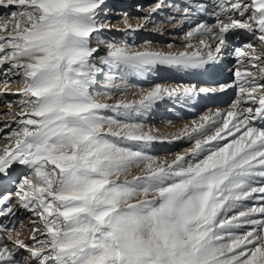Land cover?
Returning a JSON list of instances; mask_svg holds the SVG:
<instances>
[{
	"label": "snow or ice",
	"instance_id": "6c2138e0",
	"mask_svg": "<svg viewBox=\"0 0 264 264\" xmlns=\"http://www.w3.org/2000/svg\"><path fill=\"white\" fill-rule=\"evenodd\" d=\"M165 3L157 0L137 29ZM104 4L0 0L18 8L0 21V65H8L0 92L13 76L24 84L14 93L23 97L20 108L5 114L0 217L11 222L18 208L36 217L30 242L0 223V264H264V0L172 5L193 25L185 50L108 44L98 66L92 37ZM205 13L215 22H205ZM241 38L247 42L237 44ZM226 54L236 59L235 80L217 85L213 69ZM161 65L200 70L204 82L157 84L137 99L103 102L126 90L105 68L124 80ZM231 87L238 89L231 111L204 115L174 137L194 141L185 153L158 162L139 150L156 137L136 118L160 101ZM105 110L124 119L106 118ZM141 165L139 175L118 179Z\"/></svg>",
	"mask_w": 264,
	"mask_h": 264
},
{
	"label": "rangeland",
	"instance_id": "374dc122",
	"mask_svg": "<svg viewBox=\"0 0 264 264\" xmlns=\"http://www.w3.org/2000/svg\"><path fill=\"white\" fill-rule=\"evenodd\" d=\"M129 2L124 3V0H105V4L103 8L100 10L98 17H97V26L99 28V31L93 34L92 37V47L98 48V52L96 53V59L94 62L99 64V57L106 55L107 52V45L108 44H126L131 50H145L147 48H150L151 50L156 51H163V52H179L185 50V33L193 26L191 23L184 20L183 16L180 14H177L174 12L172 5H183L185 3V0H166L165 7L159 11H157L150 19L148 23L144 25L142 28L137 29V25H140L144 23V18L148 16L149 12L151 11L152 7L157 3V0H127ZM171 1V3H169ZM205 3H211V0H204ZM18 11V8L13 5L9 6L8 8L0 7V21H6L11 19V12ZM170 15L176 16V20L172 23L168 22V17ZM206 15V16H205ZM205 22L212 24L214 23V18L208 15L207 13L203 14V17ZM199 19V17L197 18ZM131 25L134 30H128L127 25ZM103 26L102 28L100 26ZM205 39H210L209 37H205ZM247 42L246 40H237V44ZM193 44L198 45V41L193 40ZM145 48V49H144ZM155 48V49H154ZM183 49V50H182ZM134 50V51H135ZM227 56V57H226ZM230 61L228 64L227 69V76L225 78V81H228L229 84L233 83L235 80L234 72L236 71V59L234 56L231 55H225L224 57ZM98 59V60H97ZM4 68V69H3ZM3 68L0 69V74H4L8 70V65H3ZM172 72L169 76H166L167 74L158 75L157 73L153 74L151 71L148 72V76L145 79H142L141 76H135V75H127L124 80H121L119 77L121 75L120 72L116 70H112L109 72L107 68H105V72L112 76L114 78L113 82L115 84H121L123 85L125 91L116 90L112 92L109 97L104 100L103 102L114 104L119 100H133L137 99L139 97V94L141 90H147L151 87L159 84L163 86H169V87H175L177 85H187V82L185 83L183 80V77H185V71H180L182 73V76L178 73V70L173 67ZM170 70V71H171ZM176 72V73H175ZM174 74V76H173ZM154 76H161L162 78H165L164 81H156L154 83ZM150 77V78H149ZM177 78L178 80H174ZM17 79V78H15ZM160 80V79H158ZM163 80V79H162ZM1 82V81H0ZM101 83V84H99ZM98 83V92H103L104 89L100 87L102 83H104V77L101 76L100 81ZM219 85V84H217ZM237 92L238 89L235 87L228 88L226 91L224 90L223 95L221 91H218L216 94H220L218 97H222L219 99V104H211L209 106V102H207L208 107H205L204 110L201 111V113H197L194 117H189L190 121H198V119L206 114H213V111L219 109V111L226 113L227 111L232 110V104L237 99ZM7 92H0V108L1 111H5L4 113H9V111L16 113L17 110L20 108V104H18L17 109H12L13 105L18 103V99L22 98L20 95L11 96L10 93L5 94ZM14 97H18L14 98ZM217 97V98H218ZM195 98H202V95H198L192 99ZM23 99V98H22ZM192 99L187 100V102H182L178 99H172L173 101H170L169 109L167 111L160 112V114L157 116V118L154 120V123L152 126H158L166 128L165 126L168 122L174 121L176 115H178L180 109L182 110L181 106L178 103H183L184 106H189V104H192ZM211 100V99H210ZM166 101V99L164 100ZM177 102V104L175 103ZM9 104H11V109H9ZM194 105V104H192ZM196 110H200L199 108H195ZM216 109V110H214ZM197 110V111H198ZM181 114V112L179 113ZM103 115L107 118H113V119H121L124 118L120 116L117 112H114L112 110H105L103 112ZM5 120H0V126H4ZM139 121V117L136 118V122ZM166 123V124H165ZM165 124V125H164ZM222 126V125H221ZM12 129H15L19 127L18 123H12L10 125ZM107 125L105 126V129L107 130ZM3 132H0V142L5 140L3 139V136L7 135L9 132V128L3 127ZM175 131H171L169 135H172ZM161 133V132H160ZM163 136L168 134V131L161 133ZM212 134V133H210ZM182 138V137H181ZM176 139V138H175ZM232 137H227V140L230 141ZM156 141V139H155ZM170 141H173V138L170 139ZM226 141H220L221 144L225 143ZM170 143V142H168ZM193 142L190 144H182L183 146L180 147H172V150L165 152V154H171L175 155L177 153L186 152L188 148H191L193 146ZM184 150V151H183ZM164 154V155H165ZM145 155L156 158L160 156L158 155H152L150 153H146ZM190 159H192L190 157ZM143 168V165H141L140 168L133 169V171H141ZM27 214V213H26ZM29 217L32 216L30 213Z\"/></svg>",
	"mask_w": 264,
	"mask_h": 264
},
{
	"label": "bare ground",
	"instance_id": "6f19581e",
	"mask_svg": "<svg viewBox=\"0 0 264 264\" xmlns=\"http://www.w3.org/2000/svg\"><path fill=\"white\" fill-rule=\"evenodd\" d=\"M129 1L127 0H124V3H127ZM171 3V1L169 2ZM206 16V15H205ZM205 19V18H204ZM239 40H245L243 38L241 39H238ZM145 49V48H144ZM148 50H151L150 48H147ZM155 49V48H154ZM135 50V49H133ZM153 50V49H152ZM183 50V49H182ZM227 57V56H226ZM223 58L222 60H220V62L218 63L219 65L221 64V62H225V69H224V72L225 74L227 75V69L230 68L228 67V64L230 63V61H228L227 59ZM99 59V58H98ZM97 59V60H98ZM99 61V60H98ZM96 63V62H95ZM99 66V64H97ZM169 66H157L155 69H153L151 72L153 74H155V71L154 70H160L161 68H167L168 69ZM3 66L0 65V69H2ZM174 68V67H173ZM4 69V68H3ZM170 70L172 68H169ZM216 69L218 71H221V67L220 66H217L216 65ZM178 70V69H177ZM192 70H195V69H192ZM182 71H185V77L182 76ZM178 73L183 77V80L184 82L186 83L187 82V85L189 84H197V83H194L193 79H192V76L194 74L193 71L191 70H178ZM158 74V73H157ZM166 74V73H165ZM148 76V72L145 73L142 77V79H145L146 77ZM174 76V74H173ZM104 77V76H103ZM165 78H162L161 76H154L153 79H154V83L156 81H164L166 80V76H164ZM4 75L3 74H0V90H3L4 89V84H3V80H4ZM17 78V79H15ZM101 78V77H100ZM150 78V77H149ZM12 79V83L9 84L5 94H8L10 93L11 96H16L14 93H17L18 90L20 88H22L24 86L23 84V81L21 79V77L19 76H13L11 77ZM147 79V78H146ZM160 79V80H158ZM163 79V80H162ZM174 79V78H173ZM156 80V81H155ZM174 80H178L177 78H175ZM225 81V78H222V80L216 84H229L228 81L224 82ZM101 84V83H99ZM103 84V83H102ZM184 85V84H183ZM202 85V84H201ZM99 85H97L95 91H99ZM174 87V86H173ZM228 90V88H227ZM219 91V89L216 91V93ZM226 91V90H225ZM101 92V91H100ZM223 92L224 91H221L222 95H223ZM215 93V94H216ZM220 94H217V95H211V96H208V97H205L202 95V98H195V99H192V104L194 105H190L189 106H184L183 103H178L179 105H182L181 108L182 110L180 109L179 113L181 112V114L178 113V115H176V117L174 118L175 120L172 121V122H168L165 126H167L166 128H163V127H156V126H152V124L154 123V120L157 118V116L160 114V112L163 111H167V109H169V105H170V101H173L172 99H169V98H165L166 101L162 100L160 101L158 104H156L153 109H151L148 113H145L144 115L140 116L139 117V121L138 122H141L143 123V126H144V131L146 132H151V134L153 136L156 137V141H152L151 143L147 144V145H141L140 146V149L139 150H142L144 153H150L152 155H158V154H161L160 156L156 157L155 159L159 162V161H171L172 159H174L175 155H171V154H165V152H168L170 150H172V147H180V146H183L182 144H190L191 142H193L191 139L187 138V137H182V138H179V139H175L174 137L180 132L181 129H183L185 126H191V123L194 121H190V120H187L189 119V117H194L197 115V113H201L202 110H204L205 107H208V103L209 104L213 103L214 104H219L220 102H217L219 101V99L222 97H218ZM18 96V95H17ZM218 97V98H217ZM14 98H17L18 97H14ZM23 98V97H22ZM22 98L18 99V103L14 104L12 107V109L16 110L17 109V106L18 104H20V101L22 100ZM211 99V100H210ZM190 100V99H189ZM177 104V102H175ZM211 104L209 106H211ZM195 108H199L200 110H196ZM2 109L0 108V120H10L11 117L10 116H6L5 115V111H1ZM216 110V109H214ZM219 110V109H218ZM216 110V111H218ZM18 111V110H17ZM215 111V112H216ZM213 111V113H215ZM11 113H14V112H11ZM208 115V114H206ZM210 115V114H209ZM17 120H19V117H17ZM196 122H200V118L198 119V121ZM4 127V126H3ZM2 126H0V128H3ZM106 130V129H105ZM168 131V134L167 135H162L161 133H164ZM171 131H175L172 135H169ZM161 132V133H160ZM173 138V141H170V139ZM170 142V143H168ZM122 144H128L129 142L127 141H122L121 142ZM5 144L4 141L0 142V146H3ZM178 149V148H177ZM190 149V148H188ZM187 149V150H188ZM184 151V150H183ZM183 152H181L182 154ZM185 153V152H184ZM165 154V155H164ZM178 154V153H177ZM190 159V157H189ZM15 171L17 172H20L21 171V166H17ZM141 173V171H133L129 174H127V177H125L124 175L118 177V179L120 180H123L125 178L127 179H131L132 176H135V175H139ZM13 203H15V201H13ZM252 203H257L255 201L253 202H249V204H252ZM27 213V214H26ZM30 212H27L25 211L23 208H18L17 210V216L14 217V218H10V221H6L3 217L0 218V223H8V226L10 228H15V230L17 232L20 233L19 235V239L21 240H24L25 242H30L29 241V236L31 235V228H32V225H31V221L36 219V217H33V216H30L29 217V214ZM31 214V213H30ZM32 215V214H31ZM242 231V230H241ZM26 255V253H25Z\"/></svg>",
	"mask_w": 264,
	"mask_h": 264
}]
</instances>
